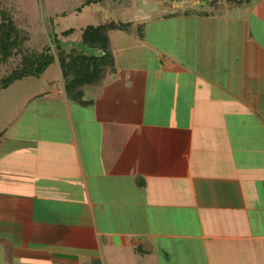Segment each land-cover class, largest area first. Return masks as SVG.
<instances>
[{
    "label": "crops",
    "instance_id": "obj_1",
    "mask_svg": "<svg viewBox=\"0 0 264 264\" xmlns=\"http://www.w3.org/2000/svg\"><path fill=\"white\" fill-rule=\"evenodd\" d=\"M201 1L132 0L124 21L178 28L110 29L98 79L68 92L58 59L6 121L0 264H264V0ZM81 6L119 22L109 0Z\"/></svg>",
    "mask_w": 264,
    "mask_h": 264
},
{
    "label": "rangeland",
    "instance_id": "obj_2",
    "mask_svg": "<svg viewBox=\"0 0 264 264\" xmlns=\"http://www.w3.org/2000/svg\"><path fill=\"white\" fill-rule=\"evenodd\" d=\"M112 3V9L116 12L112 19H116L119 22L126 24L121 17L125 15H130L135 12L132 0H109ZM178 1V0H176ZM217 0H209V1H201L200 3H196L188 6L187 8L190 11H202V12H218L215 8L214 3ZM223 4L229 3L230 0H222ZM233 1V0H232ZM86 2V0H0V22L1 16L3 12L10 14L15 24L20 29V44L19 47L21 51L13 55L7 61L0 63V133L6 129V125L8 120H11L14 115H18L20 112L24 111H34L35 110V100L28 102L29 96L35 92H38L41 88L50 85L54 80L56 81L60 78V71H58V59L55 58L53 62H51L46 71H43V74L38 75H25L22 79H16L8 86H2V79L5 76H8L13 69L18 66L21 56L25 53H34L41 51H48L49 53L58 54V44L63 38L66 37L64 34V30L68 28V26H74L76 29L71 33V37L69 39H77L78 41L70 44L68 41L66 42V46L68 47H81L80 50L84 53H90L88 48L82 49L83 46L80 45V27L86 26L89 22L87 18V14L82 11H78L82 8V4ZM94 2V1H91ZM220 2V1H219ZM237 4H241L239 0L233 1ZM231 3V2H230ZM237 9V8H235ZM211 10V11H210ZM113 14V13H112ZM229 14V13H228ZM218 15V14H214ZM235 17L237 15L233 14ZM221 17V16H219ZM253 17V16H252ZM229 20V19H227ZM243 20H247V16L241 17L238 19H234V21L228 22L231 27L234 29L241 28V24ZM151 20H136L132 22H127L124 25V29L131 30L134 33H138L142 31H149L148 29H152L156 23H160V27L163 30H169L178 28V19H171L169 22L166 20L159 22H150ZM204 23H208L207 20H202ZM201 22L202 29H205L204 23ZM257 19L254 17L251 18L250 28L251 30L255 28L257 25ZM163 23H166L164 28L162 27ZM169 23V24H168ZM226 23V21L224 22ZM224 23L218 22V26L223 27ZM246 23V21H245ZM199 27V26H198ZM146 29V30H145ZM256 29V28H255ZM235 31V30H234ZM149 33V32H148ZM60 38L57 39L56 37ZM79 36V37H78ZM237 37L235 36V40ZM62 46V44H61ZM63 47L62 48H68ZM97 51V49H94ZM93 51V53H94ZM97 54V53H95ZM7 121V122H6ZM6 134V131H5ZM0 140L6 142V138L0 137ZM6 145V144H3ZM6 147V146H5ZM2 148V146H0ZM3 149V148H2ZM1 151L3 152V150Z\"/></svg>",
    "mask_w": 264,
    "mask_h": 264
},
{
    "label": "trees",
    "instance_id": "obj_3",
    "mask_svg": "<svg viewBox=\"0 0 264 264\" xmlns=\"http://www.w3.org/2000/svg\"><path fill=\"white\" fill-rule=\"evenodd\" d=\"M0 22V63L7 61L13 55L18 54L20 29L15 24L12 16L6 12L2 13ZM127 24V22H124ZM129 23V22H128ZM126 24L114 20L99 24H87L82 28L80 44L89 49H100L104 53H83L76 50L67 51L58 46V54L48 51L25 53L15 69L3 77L2 86H8L14 80L20 79L25 75L41 74L47 66L56 59H59L64 76L67 77L66 90L68 92H80L81 87L86 82H94L102 74L107 61L112 57L108 51L109 36L108 31L113 28H124ZM73 28L64 30L65 34L70 33ZM70 77V78H69Z\"/></svg>",
    "mask_w": 264,
    "mask_h": 264
}]
</instances>
